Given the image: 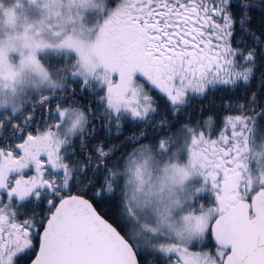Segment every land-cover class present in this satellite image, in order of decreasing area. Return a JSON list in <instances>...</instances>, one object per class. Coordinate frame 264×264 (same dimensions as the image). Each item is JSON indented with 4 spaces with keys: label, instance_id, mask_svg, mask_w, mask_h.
<instances>
[{
    "label": "snow or ice",
    "instance_id": "1",
    "mask_svg": "<svg viewBox=\"0 0 264 264\" xmlns=\"http://www.w3.org/2000/svg\"><path fill=\"white\" fill-rule=\"evenodd\" d=\"M28 5L0 34V264H264V0Z\"/></svg>",
    "mask_w": 264,
    "mask_h": 264
},
{
    "label": "rangeland",
    "instance_id": "2",
    "mask_svg": "<svg viewBox=\"0 0 264 264\" xmlns=\"http://www.w3.org/2000/svg\"><path fill=\"white\" fill-rule=\"evenodd\" d=\"M6 6L14 8L16 17L15 27L6 25V17L0 13V34L21 31L24 23H30L37 18L36 9L29 7L28 0H6ZM7 98V94L0 95V100Z\"/></svg>",
    "mask_w": 264,
    "mask_h": 264
}]
</instances>
